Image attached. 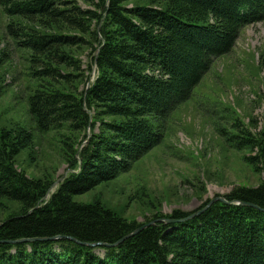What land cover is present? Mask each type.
<instances>
[{"label": "trees", "instance_id": "obj_1", "mask_svg": "<svg viewBox=\"0 0 264 264\" xmlns=\"http://www.w3.org/2000/svg\"><path fill=\"white\" fill-rule=\"evenodd\" d=\"M132 1L0 0L18 21L8 36L29 53L28 112L39 132L57 133L68 171L57 185L49 172L29 177L16 160L25 150L38 158L33 134L0 127V215L12 203L20 209L0 221V264H264V124L218 128L221 144L250 152L241 159L262 174L257 186L216 195L226 201L164 215L149 200L152 216L138 222L75 200L160 146L170 115L216 60L246 26L264 22V0ZM27 239L37 240L16 242Z\"/></svg>", "mask_w": 264, "mask_h": 264}, {"label": "rangeland", "instance_id": "obj_2", "mask_svg": "<svg viewBox=\"0 0 264 264\" xmlns=\"http://www.w3.org/2000/svg\"><path fill=\"white\" fill-rule=\"evenodd\" d=\"M10 21L18 22L0 7V127L22 126L33 134L38 158L31 159L30 153L23 151L16 160L20 170L36 178L49 172L58 181L68 174L60 138L54 131L39 132L28 112L32 93L29 53L8 36ZM89 53L86 49L81 55L85 68ZM235 119L257 131L264 124V22L246 26L231 53L216 60L192 98L170 115L160 146L130 171L75 200L102 201L126 219L145 222L152 216L149 200L160 202L166 215L174 209L195 210L205 200L227 194L238 185H259L262 174H255L241 159L250 152L228 150L218 138V128L230 129ZM19 210L18 205L10 204L1 212L0 221Z\"/></svg>", "mask_w": 264, "mask_h": 264}, {"label": "water", "instance_id": "obj_3", "mask_svg": "<svg viewBox=\"0 0 264 264\" xmlns=\"http://www.w3.org/2000/svg\"><path fill=\"white\" fill-rule=\"evenodd\" d=\"M91 134V132L89 131V135ZM215 200H221V201H225V199L224 198H222V197H219V198H215V199H213V201H211V202H214ZM239 204H241V202H239ZM244 205H246V204H244ZM200 212H202V211H199V212H197L196 214H193L192 216H190V217H193V216H195V215H198ZM161 221H165L166 223H174V221L175 220H170V219H167V220H161ZM152 225V224H155V222H152V223H149V224H147V225H144V227H142L141 229H139V230H142V229H144V228H146L147 226H149V225ZM136 232H138V230L137 231H135V232H133V233H131L129 236H133ZM59 238H61V236H59V237H54V238H51V239H39V240H56V239H59ZM37 239H27V240H19V241H16V242H27V241H36ZM120 243V242H119Z\"/></svg>", "mask_w": 264, "mask_h": 264}]
</instances>
